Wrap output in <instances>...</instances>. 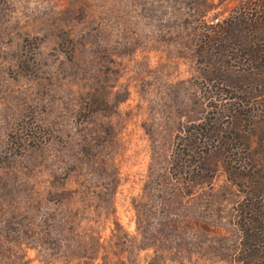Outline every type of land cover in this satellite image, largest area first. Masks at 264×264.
<instances>
[{
  "label": "rangeland",
  "instance_id": "obj_1",
  "mask_svg": "<svg viewBox=\"0 0 264 264\" xmlns=\"http://www.w3.org/2000/svg\"><path fill=\"white\" fill-rule=\"evenodd\" d=\"M246 1L0 0V264H264V69L201 39Z\"/></svg>",
  "mask_w": 264,
  "mask_h": 264
},
{
  "label": "trees",
  "instance_id": "obj_2",
  "mask_svg": "<svg viewBox=\"0 0 264 264\" xmlns=\"http://www.w3.org/2000/svg\"><path fill=\"white\" fill-rule=\"evenodd\" d=\"M221 28L220 32L206 31L201 35L204 47H206L207 43L222 37L224 33V41L234 42L236 52H243V58L249 56L258 59L260 61L259 67L264 69V0H247L224 20V25ZM225 51L226 49L224 48L223 53ZM200 52L204 53L203 51ZM226 96H224V90L217 91V96H212L210 105H208L204 121L190 126L183 137L190 139L191 135H197L196 139L200 142H206L209 139L214 142L222 139L225 134L230 133L231 130L228 131V127L224 128V118L230 120L232 126L234 123H240L247 113L245 111L248 106L244 98H233L234 101L232 103L224 104V97ZM206 133H208V136ZM184 147L182 140H180L174 155L172 154L170 158L172 166L177 168L182 156L188 155L189 151L185 150ZM215 148L216 146L213 144L212 148H207L203 154L208 155ZM201 153L200 155H202ZM116 236V234H111V238ZM118 239L120 240L121 238ZM123 241L126 244L129 242L126 236L123 237ZM111 245L112 243L109 240V246L106 249L104 248L100 264H116L111 258V255H116L115 252H111Z\"/></svg>",
  "mask_w": 264,
  "mask_h": 264
}]
</instances>
